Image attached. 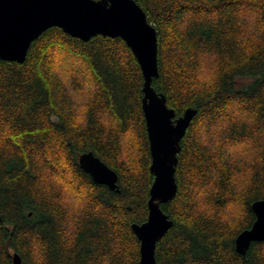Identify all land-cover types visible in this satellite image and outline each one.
<instances>
[{
    "label": "trees",
    "instance_id": "trees-1",
    "mask_svg": "<svg viewBox=\"0 0 264 264\" xmlns=\"http://www.w3.org/2000/svg\"><path fill=\"white\" fill-rule=\"evenodd\" d=\"M136 1L158 32L154 88L177 117L198 110L157 263L264 264V241L235 247L264 199V0ZM143 84L121 37L54 26L25 61L0 58V264H139L132 224L147 220L154 181ZM88 151L120 192L80 167Z\"/></svg>",
    "mask_w": 264,
    "mask_h": 264
},
{
    "label": "water",
    "instance_id": "water-1",
    "mask_svg": "<svg viewBox=\"0 0 264 264\" xmlns=\"http://www.w3.org/2000/svg\"><path fill=\"white\" fill-rule=\"evenodd\" d=\"M54 26L85 41L96 35L121 37L140 64L154 181L148 218L133 223L132 229L140 241L139 264H158L157 243L173 225L161 204L177 194L176 168L181 142L198 110L188 107L177 117L175 108L167 103V96L154 88L153 79L159 76L158 32L136 0H0V58L25 61L33 41ZM79 165L95 182L121 191L118 173L93 151L82 153ZM252 209L255 221L235 240L236 251L243 255L254 241H264V199L254 201ZM21 263L20 255L15 253L13 264Z\"/></svg>",
    "mask_w": 264,
    "mask_h": 264
},
{
    "label": "rangeland",
    "instance_id": "rangeland-1",
    "mask_svg": "<svg viewBox=\"0 0 264 264\" xmlns=\"http://www.w3.org/2000/svg\"><path fill=\"white\" fill-rule=\"evenodd\" d=\"M247 146H248L247 144L240 145V146H239V150H244V148L247 147ZM231 210H232V211H230V214L233 215V214H235V213L237 212L238 207H235V206H234Z\"/></svg>",
    "mask_w": 264,
    "mask_h": 264
}]
</instances>
